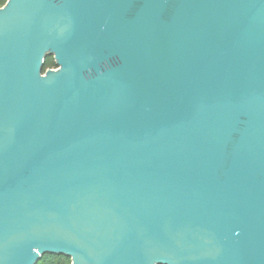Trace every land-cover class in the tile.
I'll use <instances>...</instances> for the list:
<instances>
[{
  "label": "water",
  "instance_id": "95a60500",
  "mask_svg": "<svg viewBox=\"0 0 264 264\" xmlns=\"http://www.w3.org/2000/svg\"><path fill=\"white\" fill-rule=\"evenodd\" d=\"M45 254L264 264V0L0 7V264Z\"/></svg>",
  "mask_w": 264,
  "mask_h": 264
},
{
  "label": "trees",
  "instance_id": "16d2710c",
  "mask_svg": "<svg viewBox=\"0 0 264 264\" xmlns=\"http://www.w3.org/2000/svg\"><path fill=\"white\" fill-rule=\"evenodd\" d=\"M7 0H0V7L5 4ZM48 68H56L52 57H47L44 62V70ZM37 264H70V259L62 255L45 254Z\"/></svg>",
  "mask_w": 264,
  "mask_h": 264
}]
</instances>
